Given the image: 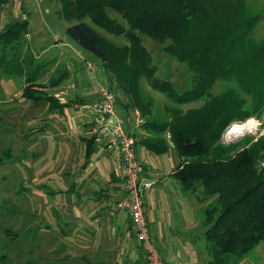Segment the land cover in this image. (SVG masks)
<instances>
[{
	"label": "trees",
	"instance_id": "16d2710c",
	"mask_svg": "<svg viewBox=\"0 0 264 264\" xmlns=\"http://www.w3.org/2000/svg\"><path fill=\"white\" fill-rule=\"evenodd\" d=\"M57 1L63 18L73 22L65 28L67 36L100 60L110 86L114 83L113 92L120 91L127 99L124 107L136 110L141 119L150 116L152 103L140 90L142 77L177 103L202 101L184 111L165 108L139 124L148 136H131L159 154L165 151L166 135L179 157L172 178L184 192L198 190L202 198L212 197L201 209L208 255L204 264H230V256L235 264L259 241L264 244V133L239 149L235 142H219L228 125L264 115V37L251 38L261 12L251 13L245 0ZM109 9L124 23L109 16ZM86 17L105 32L123 35L126 43L116 46L100 36ZM26 32L25 19L0 28L1 72H10L15 54L6 49L11 51ZM138 34L163 43V50L184 64L189 88L176 91L168 80L154 77L155 67ZM34 79L35 74L25 79L21 97L39 98L32 90ZM216 82L235 87L212 92ZM239 91L249 96L248 105ZM48 102L64 106L53 98ZM92 148L90 137L86 158Z\"/></svg>",
	"mask_w": 264,
	"mask_h": 264
},
{
	"label": "rangeland",
	"instance_id": "374dc122",
	"mask_svg": "<svg viewBox=\"0 0 264 264\" xmlns=\"http://www.w3.org/2000/svg\"><path fill=\"white\" fill-rule=\"evenodd\" d=\"M245 4L251 13L261 12L251 33V38L258 41L264 37V0H245ZM107 12L124 23L118 13L110 9ZM20 19H25L27 32L11 51L6 49L11 55L15 53L9 65L10 72L0 71V264H93L92 238L96 228L86 216L91 202L85 201L88 197L84 195L85 185L93 174L78 173L84 163L83 137L87 132L83 124L87 118L81 115L82 109L76 104L67 106L68 115H64L60 106L48 101L53 98L62 104L54 96L58 91L70 95L66 100H75L89 90L85 96L89 97L87 110L94 111L92 91L103 79L98 70L100 60L67 36L65 28L73 22L63 18L57 0H0V28ZM84 21L114 45L126 43L123 35L105 32L87 17ZM138 35L155 67L154 77L168 80L176 91L189 88L184 64L167 54L163 43L145 34ZM23 57L25 63L21 61ZM87 65L93 68L88 69ZM33 74L37 83L32 90L39 98L26 99L21 97L22 87L25 79ZM138 82L141 92L152 100L150 116L141 122L160 116L165 108L184 111L202 104L199 99L177 103L164 92L150 87L144 77ZM113 85L110 86L112 91ZM230 87L235 86L216 82L212 92ZM115 92L119 94V101L127 100L120 91ZM238 94L248 105L249 96L240 91ZM249 121L251 126L240 134L226 135L233 124ZM263 121L264 115L261 119L251 117L243 122L236 121L223 130L219 142H235L239 149L248 139L264 133ZM163 139L165 151L153 153L154 159H161L166 165L168 155L178 163L179 157L168 138ZM148 165H154L153 159L148 160ZM81 178L83 184L77 186ZM171 181L178 188V183L174 179ZM178 194L180 198L182 193ZM189 197L190 210L182 214L184 218L180 221L168 223L164 231L167 240L156 244L164 255L165 264H204L208 258L201 209L212 197L202 198L198 190L191 192ZM188 202L186 197L180 200L184 207H188ZM191 202H194L192 206ZM82 241L88 246H82ZM228 263H233L232 256ZM235 264H264L263 242L259 241Z\"/></svg>",
	"mask_w": 264,
	"mask_h": 264
},
{
	"label": "crops",
	"instance_id": "0c3cea01",
	"mask_svg": "<svg viewBox=\"0 0 264 264\" xmlns=\"http://www.w3.org/2000/svg\"><path fill=\"white\" fill-rule=\"evenodd\" d=\"M98 70L100 71L99 76L106 78L100 65ZM93 76L95 78V75ZM60 78L61 77H59V79ZM34 83H37V80L34 81ZM85 91L86 92L82 95L83 97H75V100H66L70 95H62L63 93L61 91L55 93L54 96L58 102L64 104V106H62V113L64 115H68L66 107L69 105L76 104L82 109L81 115L87 118L83 124L87 132V135L85 134L86 137H83L86 148L87 140L90 138L88 126L94 121L95 112L87 110L89 106V97L85 96L88 95L87 93H90V91ZM96 92L95 86V90L92 91V93H94V97L92 98L93 102H95L94 100H96L97 97ZM117 94L118 92H115V110L117 114L123 118L124 130L136 136V139L138 136H148V132L139 128L141 118L138 116V112L124 107L126 102L119 101ZM138 145L142 146H140L141 149H137ZM92 149L93 150H91L87 158L85 157L84 149V163L82 169L79 170L78 173H80V175L81 173L93 174V178L85 185L87 187H85L84 190V195L88 197L85 201L91 202L90 207L88 206V214L86 213V216L92 219L91 222L93 223V227L96 228L92 238V250L95 253L93 264H129L132 261L141 262L143 260V253L135 240L126 213L113 207V202L119 199L124 193L118 150L116 148ZM154 154L145 148L144 145L135 141V156L142 164V175L154 181L153 185L145 190L143 203V214L147 224L149 239L157 250L161 263L165 264L164 255L160 254L161 249L159 250L156 244L163 243V240H167L164 231L168 223H174L177 219L180 221L184 218L182 214H186L187 210H190V204L188 202L190 193L184 192L179 185L178 188H176L175 183L171 181V179H173L171 173L178 163L175 164L174 160L167 155L165 165L161 159L159 160L156 158L155 160L153 157L155 156ZM149 159H153V166L148 165ZM76 183L77 186L82 185L83 179L81 178V180ZM156 185L160 187H156ZM179 192L182 193L180 198ZM185 197L188 202V207H184L182 203H180V200ZM193 204L194 202H191V206ZM116 235L117 238H115ZM81 245L88 246L85 241H82ZM85 255L86 252L82 254V256Z\"/></svg>",
	"mask_w": 264,
	"mask_h": 264
},
{
	"label": "built area",
	"instance_id": "2783aa9c",
	"mask_svg": "<svg viewBox=\"0 0 264 264\" xmlns=\"http://www.w3.org/2000/svg\"><path fill=\"white\" fill-rule=\"evenodd\" d=\"M88 69L93 66L87 65ZM97 97L93 104L94 121L88 133L95 149L116 148L122 170L123 195L113 202V207L126 213L135 240L143 253L141 262L129 264H161L157 250L151 244L143 214V196L154 181L142 175V164L135 156L134 138L123 128V118L115 110L116 97L107 79L96 85Z\"/></svg>",
	"mask_w": 264,
	"mask_h": 264
},
{
	"label": "bare ground",
	"instance_id": "6f19581e",
	"mask_svg": "<svg viewBox=\"0 0 264 264\" xmlns=\"http://www.w3.org/2000/svg\"><path fill=\"white\" fill-rule=\"evenodd\" d=\"M251 122H246L243 124H233L231 127H229V129L227 130L226 135H232V134H240L242 132V130L246 129L247 127L251 126ZM233 129H238V131H233Z\"/></svg>",
	"mask_w": 264,
	"mask_h": 264
},
{
	"label": "snow or ice",
	"instance_id": "6c2138e0",
	"mask_svg": "<svg viewBox=\"0 0 264 264\" xmlns=\"http://www.w3.org/2000/svg\"><path fill=\"white\" fill-rule=\"evenodd\" d=\"M233 131H238V129H233Z\"/></svg>",
	"mask_w": 264,
	"mask_h": 264
}]
</instances>
